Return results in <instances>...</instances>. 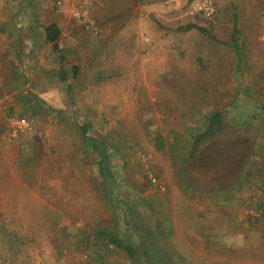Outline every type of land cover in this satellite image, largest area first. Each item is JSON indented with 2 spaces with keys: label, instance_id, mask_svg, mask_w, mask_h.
I'll list each match as a JSON object with an SVG mask.
<instances>
[{
  "label": "rangeland",
  "instance_id": "obj_1",
  "mask_svg": "<svg viewBox=\"0 0 264 264\" xmlns=\"http://www.w3.org/2000/svg\"><path fill=\"white\" fill-rule=\"evenodd\" d=\"M88 1L87 11L94 9L96 21L105 23L94 29L104 30L98 42L105 50L89 49L93 64L95 58L99 61L96 69L91 67L94 89L81 98L80 108L69 97V108L52 113L53 120L69 128L50 129L41 164L49 154L73 150L75 159L56 161V168L89 170L76 178V188H97L95 215L93 205L76 209L82 220L74 219L71 226L35 200L19 210L0 209V264H264V226H254L255 233L238 236L235 242L222 237L212 250L206 244L202 248L203 226L193 219L208 210L206 201L197 203L200 193L194 188L213 186L211 181L238 172L248 149L253 154L264 144V110L249 108L255 101L251 80L264 74V40L258 37L264 38V0ZM189 23L208 34L182 29ZM91 24L86 27L95 28ZM89 74L83 75L84 84L89 85ZM218 91L226 95L221 130L199 141L191 155L192 136L203 129L209 106L219 102ZM208 93L214 96L205 98ZM80 124L86 128L84 137ZM15 163L20 169L18 187H41L42 176L24 177L21 171L28 166L21 168L18 159ZM227 189L232 193L225 194L228 204L222 218L231 221L230 199L237 196L233 185ZM258 198H248V204L235 207L237 212L250 217L249 208L263 206L264 196ZM59 212H65L67 220L74 217L72 210ZM215 213L212 223L219 217ZM261 217L264 213L257 219ZM187 219L196 226L190 233L184 231ZM73 227L85 235L70 234ZM100 228L141 247L127 258L114 247L92 245L88 236ZM216 250L229 257L219 260Z\"/></svg>",
  "mask_w": 264,
  "mask_h": 264
},
{
  "label": "crops",
  "instance_id": "obj_2",
  "mask_svg": "<svg viewBox=\"0 0 264 264\" xmlns=\"http://www.w3.org/2000/svg\"><path fill=\"white\" fill-rule=\"evenodd\" d=\"M88 6V0H0V162L6 161L3 167L0 166L1 210H19L26 207L24 203L35 200L52 213H60L63 218L61 222L71 226L76 222L73 221L74 219L82 220V214L74 212L76 209L80 210L85 206L91 208L93 205L95 215L97 188L91 185H85L81 189L76 188L78 187L76 178L81 174L89 173V170L56 168L58 166V164L55 165L56 161L66 164V161L75 159L76 154L73 150L61 156L57 155L58 152L49 154L46 164H41L46 156L43 154V146L50 142V129L69 128L65 122L53 120L52 113H63L66 108H69L71 103L68 100L69 97L75 98V107L80 108L81 98L84 94L91 95L94 89L91 82L94 76L91 67L96 69L99 61L95 58L97 64H93L94 54L89 52V49H95L97 53L105 50V47L101 48L105 44L100 45L98 42V39L105 37L104 30L99 32L94 30L96 27L104 28L105 23L96 21L94 9L89 12ZM94 6L91 5L90 8ZM83 8H86L85 12ZM75 9L80 13L79 18L72 13ZM89 22L96 27L91 29L90 26L88 29L86 26ZM49 25H55L59 30L53 42L45 41L44 29ZM261 31L264 32V27ZM258 37L264 40L261 35ZM257 63L261 64L259 61ZM87 72L91 74H89V85L84 84L83 75ZM251 81L249 88L251 97L255 101L249 108L264 110V74ZM83 86H87L86 91ZM210 95L213 94L208 93L205 98H210ZM224 96H226L225 93L218 91L219 102L215 106H209L208 114L214 110L224 113V110H221L225 108ZM241 108L237 111H242ZM21 116L25 117L29 126L26 125L13 135L15 123L19 118H23ZM251 118L253 116L250 117V121H252ZM81 126L83 127L80 124L78 128L80 129ZM262 128L260 127V131ZM251 142V144L254 143V141ZM262 146H258L253 154L251 153L253 149L249 148L240 170L229 175L228 179L211 181L210 184L213 186L194 188L200 193L197 196V203L203 205L206 201L208 208L207 211L197 213L198 217L193 218L199 220L195 225L203 226V233H200L204 234V237L201 235L203 238L200 239L202 248L206 244L208 249H216L222 237L227 236L225 240L235 242L233 240L238 236L246 235L251 231L255 233L254 226L257 228L264 226V217L260 219L243 217L242 213L237 212L236 209L239 205L248 204L245 203L248 198L260 200L258 194L264 196L262 184L264 182V144ZM17 159L21 168L24 165L28 166L25 172L21 171L22 176L35 178L42 176L40 188L39 186L34 188L29 184L23 187L17 186L16 178L19 173L17 170H20L15 163ZM68 162L71 163V161ZM255 163L259 166H255ZM227 180H230V183L227 184ZM232 185L233 192L238 198H242L243 195L249 197L242 201H238L237 197L230 199L233 203V219L227 221L222 218L227 212L228 202L225 194L232 193L227 189ZM25 190L28 191L27 196L24 194ZM66 209L74 212L72 220L66 219L65 212H59ZM216 211L219 212V217H216L212 223L210 220ZM52 213L48 212L49 216H53V223L57 222ZM191 222V219L185 222L184 231L187 233L196 227ZM209 223L212 225L208 226ZM175 225L173 224L175 232L180 234L182 231ZM74 230L75 232L69 231V233H75V235L86 233L83 229L74 228ZM60 239L70 240V238L62 237ZM221 247L225 248V243H222ZM229 250L232 251L233 248ZM215 252L219 260L229 257L230 254L218 250Z\"/></svg>",
  "mask_w": 264,
  "mask_h": 264
},
{
  "label": "trees",
  "instance_id": "obj_3",
  "mask_svg": "<svg viewBox=\"0 0 264 264\" xmlns=\"http://www.w3.org/2000/svg\"><path fill=\"white\" fill-rule=\"evenodd\" d=\"M190 28H196L201 33L208 34L204 28L192 23L185 25L182 29L186 30ZM235 32L236 30H233L231 38L233 37L232 35ZM58 34L59 30L55 25H49L44 29L45 41L53 42L57 38ZM223 119L224 114L219 110H214L208 114L206 120L204 121L203 129L201 131L199 130L198 132H195V134L192 136V142L190 146L191 155L196 149L199 141L207 139L208 137H211L212 135L221 130V127L223 125ZM80 134L84 137L86 135V128L81 126ZM89 238L92 245H95L97 247H114L115 249L123 252L127 256V258H132L133 256H135V251L138 252L141 247V245L138 246V244L126 241L123 238L116 236L113 232L108 231L105 228L94 230L88 236V239Z\"/></svg>",
  "mask_w": 264,
  "mask_h": 264
},
{
  "label": "built area",
  "instance_id": "obj_4",
  "mask_svg": "<svg viewBox=\"0 0 264 264\" xmlns=\"http://www.w3.org/2000/svg\"><path fill=\"white\" fill-rule=\"evenodd\" d=\"M73 15L76 17V18H79L80 17V13H79V11L77 10V9H75V10H73ZM27 125V122H26V120L24 119V118H19L18 120H17V122L15 123V129H14V131H13V135H16V133L19 131V130H21L23 127H25ZM151 179L152 180H154V178L153 177H151ZM261 205H263V206H261ZM261 205H259V206H261V207H259V208H257V209H255V208H249L248 210H247V214H248V216H250V217H254V218H256V217H260L263 213H264V203L263 204H261Z\"/></svg>",
  "mask_w": 264,
  "mask_h": 264
}]
</instances>
